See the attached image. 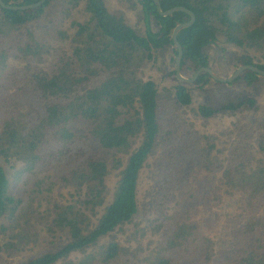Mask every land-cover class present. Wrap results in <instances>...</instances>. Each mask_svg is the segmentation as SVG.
<instances>
[{"label":"trees","instance_id":"16d2710c","mask_svg":"<svg viewBox=\"0 0 264 264\" xmlns=\"http://www.w3.org/2000/svg\"><path fill=\"white\" fill-rule=\"evenodd\" d=\"M131 1L133 27L105 0L0 6V264H264V159L251 143L264 104L193 108L183 83L160 90L146 66L169 45L177 55L172 30L190 17ZM159 1L196 17L177 36L181 69L208 67L203 51L221 38L245 51L237 67L264 70V0ZM151 19L157 32L141 25Z\"/></svg>","mask_w":264,"mask_h":264},{"label":"rangeland","instance_id":"374dc122","mask_svg":"<svg viewBox=\"0 0 264 264\" xmlns=\"http://www.w3.org/2000/svg\"><path fill=\"white\" fill-rule=\"evenodd\" d=\"M105 3L110 13H113L116 10H123L125 12L126 23L132 27L136 25L137 15L140 12L139 9L136 10L131 7V0H105ZM141 25L143 27L145 26L147 30L149 29L150 32H157L159 30V25L154 19H151L149 23L143 20ZM203 53L207 58L208 68H210L219 77L225 79L238 68L236 65V59L245 55V51L242 48L228 44L225 39L221 38L218 42L208 45L204 49ZM156 56V61L149 63L146 66V72L149 77L156 82L160 90L173 87L177 82L183 83L190 90L193 108L207 106L221 110L226 104L233 106L234 103L244 100H254L258 105L264 104V76H260L250 84L245 81H238L234 83L232 81L229 84L225 83L222 86H218L212 78L211 80H208L205 83L201 82L200 84H195V81L191 83L181 82L176 78V75L172 74L173 71H175L176 58V55L173 54V48L169 45L162 51L158 52ZM194 73L195 71H193L190 63L181 69V76L186 79H190ZM233 113L234 111H229L228 114L218 113L214 117L209 118L207 120L210 129L209 132L220 131L224 127L229 126L231 118L230 115ZM236 113L240 116H247L246 119H254L252 118V114L255 113V111L252 109H242ZM125 117L127 116H123L122 119ZM255 134L256 135L253 136L251 141L255 147L254 155L258 157L261 156L264 159V131H260ZM114 182L115 176L111 174L107 178L109 187H111ZM54 191V196L57 200L63 202V199L59 196V194L64 193V191H59L57 189H54ZM204 213L213 216V212L204 210ZM116 237L124 246V234L120 232L116 235ZM50 238V235L47 233H43L41 235L42 242L47 240L49 241ZM131 249H133V245L131 246ZM90 253L97 258L95 253L92 252H87L86 255ZM81 258H84V256L81 257L77 255V257L72 260L76 262L77 259L79 260ZM127 260L130 261L129 264H133L134 262L131 255H122L113 264H124L127 263Z\"/></svg>","mask_w":264,"mask_h":264},{"label":"water","instance_id":"95a60500","mask_svg":"<svg viewBox=\"0 0 264 264\" xmlns=\"http://www.w3.org/2000/svg\"><path fill=\"white\" fill-rule=\"evenodd\" d=\"M45 2V0H40L34 4H30V5H24V6H12V5H7L4 3L3 0H0V6L4 9L7 10H15V11H22V10H29V9H35L39 6H41L43 3ZM155 6H156V11L158 12V14L162 17H166L169 16L175 12H183L185 14H187L190 19L187 22H183V23H179L177 24L174 29L172 30L171 33V39L173 41V44L175 46V48L177 49V55L175 58V75L176 78L178 80H180L181 82H187V83H191L194 82L197 77L203 73L206 72L210 75V77L219 83H231L232 81H234L243 71L245 70H250L260 76H264V70H261L255 66L252 65H243V66H239L228 78H221L219 77L217 74H215L210 68L208 67H202L199 70H197L193 76L190 79H186L184 77L181 76V59H182V54H183V50L182 47L177 39L178 33L187 27H190L191 25H193L195 23L196 17L194 15V13L192 11H190L189 9L183 7V6H176L173 7L169 10L163 11L161 8V3L159 0H153Z\"/></svg>","mask_w":264,"mask_h":264}]
</instances>
